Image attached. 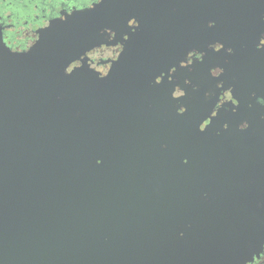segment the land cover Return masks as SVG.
<instances>
[{"label":"water","instance_id":"95a60500","mask_svg":"<svg viewBox=\"0 0 264 264\" xmlns=\"http://www.w3.org/2000/svg\"><path fill=\"white\" fill-rule=\"evenodd\" d=\"M134 2L139 26L101 74L87 53L127 33L114 23ZM226 13L264 22V0H100L25 53L0 39V264L264 260V120L210 117L166 82Z\"/></svg>","mask_w":264,"mask_h":264},{"label":"flooded vegetation","instance_id":"af4514ba","mask_svg":"<svg viewBox=\"0 0 264 264\" xmlns=\"http://www.w3.org/2000/svg\"><path fill=\"white\" fill-rule=\"evenodd\" d=\"M100 0H0V39L12 51L25 53L33 45L37 30L49 20L61 18L63 14L94 7ZM128 7V13L117 17L114 27H122L127 33L122 35L108 30L113 44L97 46L87 53L96 63V70L106 74L123 49L129 32L139 26L138 17L132 10L138 3ZM208 6L205 4V9ZM124 17V18H123ZM123 20H128L123 22ZM222 25L226 27L220 35L206 39L205 45L187 52L184 60L172 62L166 82L177 93H187L189 98H198L210 107L209 116L219 113L229 114L241 108L243 117L240 127L245 128L249 117L264 120V22L251 21L247 16L223 14ZM264 18V17H263ZM234 19H238L237 22ZM213 26L212 20L206 28ZM228 26L232 30L228 31ZM206 35V34H204ZM219 40H222L225 45ZM228 43L241 44L235 52ZM76 61L71 65L79 66ZM157 81H161L158 77ZM210 118L201 125L203 128ZM264 261V260H262ZM255 261L251 264H259Z\"/></svg>","mask_w":264,"mask_h":264},{"label":"rangeland","instance_id":"374dc122","mask_svg":"<svg viewBox=\"0 0 264 264\" xmlns=\"http://www.w3.org/2000/svg\"><path fill=\"white\" fill-rule=\"evenodd\" d=\"M259 264H264V261H262L261 263H259Z\"/></svg>","mask_w":264,"mask_h":264}]
</instances>
